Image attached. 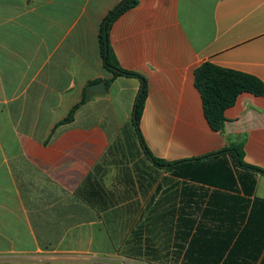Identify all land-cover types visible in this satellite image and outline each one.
<instances>
[{"label": "crops", "instance_id": "crops-1", "mask_svg": "<svg viewBox=\"0 0 264 264\" xmlns=\"http://www.w3.org/2000/svg\"><path fill=\"white\" fill-rule=\"evenodd\" d=\"M121 1L0 0V264H180L184 215L214 193L264 200V175L230 154L170 170L145 157L140 81L113 78L98 43ZM136 1L108 41L145 80L148 151L171 163L242 142L244 164L264 170V94L241 93L214 132L193 76L208 62L264 84V0Z\"/></svg>", "mask_w": 264, "mask_h": 264}, {"label": "trees", "instance_id": "trees-1", "mask_svg": "<svg viewBox=\"0 0 264 264\" xmlns=\"http://www.w3.org/2000/svg\"><path fill=\"white\" fill-rule=\"evenodd\" d=\"M136 4V0H122L118 7L107 14L99 29L98 43L103 68L110 72L113 78L131 77L140 81L133 106L132 124L145 157L155 167L170 170L210 157L230 154L237 167L264 175V170L244 164L242 142L231 143L229 147L209 156L171 163L155 158L148 151L139 129L140 117L147 96L145 80L134 72L120 68L108 41L109 29L115 19ZM193 76L205 119L214 132H222L226 122L224 112L234 105L241 93H250L255 96L264 94V84L257 78L220 68L208 62L197 67ZM85 98L84 93L79 104L83 103ZM78 105L71 109L69 115L61 122L62 124L72 120ZM242 187L246 194L251 195L252 190L248 192L245 183ZM201 196L199 202L190 200V205H193L196 210L200 209L198 207L202 205L206 193H201ZM184 216L188 217L182 219L187 229L177 234H179L178 239L183 243H188V246L186 249L184 245L181 246L184 249V255L180 264H264V200L250 201L234 195L214 193L209 197L206 209L201 214L190 212ZM261 255V259L257 262Z\"/></svg>", "mask_w": 264, "mask_h": 264}, {"label": "water", "instance_id": "water-1", "mask_svg": "<svg viewBox=\"0 0 264 264\" xmlns=\"http://www.w3.org/2000/svg\"><path fill=\"white\" fill-rule=\"evenodd\" d=\"M105 90V86L103 83H98V84H95L94 86H92V88H90V92L91 93H95L96 91H104Z\"/></svg>", "mask_w": 264, "mask_h": 264}, {"label": "rangeland", "instance_id": "rangeland-1", "mask_svg": "<svg viewBox=\"0 0 264 264\" xmlns=\"http://www.w3.org/2000/svg\"><path fill=\"white\" fill-rule=\"evenodd\" d=\"M137 157V156H136ZM141 170L143 171V172H147V171H149L150 170V172H151V174H153V172H154V169H152V167H149V166H147V165H145L144 163H142V165H141ZM159 175L161 174L160 172H158V171H156ZM160 264V263H159Z\"/></svg>", "mask_w": 264, "mask_h": 264}]
</instances>
